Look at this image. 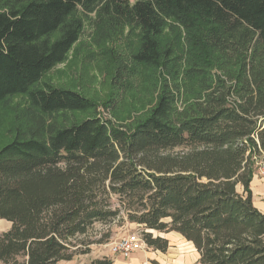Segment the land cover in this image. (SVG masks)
Here are the masks:
<instances>
[{"label": "trees", "instance_id": "trees-1", "mask_svg": "<svg viewBox=\"0 0 264 264\" xmlns=\"http://www.w3.org/2000/svg\"><path fill=\"white\" fill-rule=\"evenodd\" d=\"M131 1L0 0V263L70 261L94 224L126 220L161 253L146 230L181 235L196 264H264L249 188L264 157V0ZM86 24L111 88L101 103L41 82ZM124 36L136 46L103 48Z\"/></svg>", "mask_w": 264, "mask_h": 264}, {"label": "rangeland", "instance_id": "rangeland-1", "mask_svg": "<svg viewBox=\"0 0 264 264\" xmlns=\"http://www.w3.org/2000/svg\"><path fill=\"white\" fill-rule=\"evenodd\" d=\"M133 1L134 0H132L131 2ZM90 17L93 18V15H90ZM92 34H93V29L88 24H86L81 38L71 49V51L67 55V59L62 64L56 65L50 71L46 72L43 75L41 82L45 81V82H50L55 86L72 88L74 90L84 93L86 96L92 98L96 102L101 103L109 95V93L111 92V88L109 86V78L106 77L105 73L102 71L103 61L99 56L98 53L99 50L93 44L90 43ZM127 34L125 32V36H127ZM125 36L120 40L114 39L111 40V42H107L103 46V48L104 49L116 48L118 49L119 52L124 53L125 51H127L129 45L136 46L135 38L133 37L125 38ZM16 101L22 102V99L19 97L18 99H16ZM143 105H144V101L142 100L140 103V107ZM119 106H122L120 108V111H122L123 114H125V112L128 111L133 106V104L129 100V103L119 104L118 107ZM98 114L103 119H109L114 121L112 115L110 114V111L107 112L103 108L99 107ZM5 129H6V123L4 121L3 126L0 128V136L4 135ZM257 171L260 173L262 181L264 182V157L256 160L255 173ZM237 191L239 193H242V190L240 192V186L237 187ZM8 224L9 222L5 220L0 221V231L5 230V228L3 227H7ZM128 224L131 223L127 222L126 220H123L121 224L119 222L117 223V221L107 225H103L100 223L94 224L86 235L80 236L77 239V243L79 244V247L81 244L91 243L88 246L89 253L83 255L82 254L75 255L76 257L79 256L81 261H86L84 263L80 262V264H87L88 261L90 260L94 261V259L97 260L107 259L104 258V255L107 254L109 251L111 252L112 242L118 241L119 239L125 236L138 238L139 240L138 242L139 244H141L142 249L137 252L147 251L149 247L144 243L142 238L143 228L140 226H138L137 228H130V227L126 228ZM108 232H109V237L106 240L105 236L108 234ZM145 232L150 233L149 230H146ZM154 232L155 233L153 232L150 233L154 237L159 234V232L157 231ZM102 238L104 239L103 243H98L99 240ZM180 249L181 252L183 253L185 252L186 248L185 246H182ZM111 254L114 255L112 252ZM114 256H118V255H114ZM118 257H122V256H118ZM58 264H67V261H61Z\"/></svg>", "mask_w": 264, "mask_h": 264}, {"label": "crops", "instance_id": "crops-1", "mask_svg": "<svg viewBox=\"0 0 264 264\" xmlns=\"http://www.w3.org/2000/svg\"><path fill=\"white\" fill-rule=\"evenodd\" d=\"M241 190L242 189L240 187V192ZM250 190L254 207L264 214V182L262 181L261 175L258 171L252 178ZM129 227L137 228L138 225L128 224L126 228ZM3 228H5V230L0 231V233L6 232L10 228V223L7 227ZM155 237H160L168 242V249L165 253H161L160 251L149 248L145 252L132 253L128 258L124 259L122 257L112 255L109 251L104 255V258L109 259L112 264H195L198 261L199 255L195 251L193 245L189 242H186L181 235L175 232H170L167 234L159 233ZM182 246H185V248L187 249H185V252L183 253L180 249ZM91 261L92 260L88 261L87 264H90ZM80 262L84 263L86 261H81L79 256H75L74 258H72V260L67 261V264H80Z\"/></svg>", "mask_w": 264, "mask_h": 264}, {"label": "built area", "instance_id": "built-area-1", "mask_svg": "<svg viewBox=\"0 0 264 264\" xmlns=\"http://www.w3.org/2000/svg\"><path fill=\"white\" fill-rule=\"evenodd\" d=\"M138 238L125 236L118 241L112 242L111 252L114 255L122 256L124 258L129 257L132 253L140 251L141 244L138 242Z\"/></svg>", "mask_w": 264, "mask_h": 264}, {"label": "water", "instance_id": "water-1", "mask_svg": "<svg viewBox=\"0 0 264 264\" xmlns=\"http://www.w3.org/2000/svg\"><path fill=\"white\" fill-rule=\"evenodd\" d=\"M151 233V232H150Z\"/></svg>", "mask_w": 264, "mask_h": 264}]
</instances>
